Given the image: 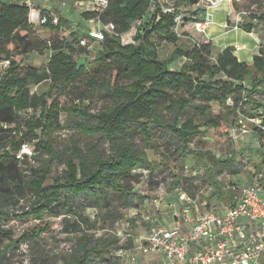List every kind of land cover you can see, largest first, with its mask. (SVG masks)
<instances>
[{"label": "trees", "instance_id": "16d2710c", "mask_svg": "<svg viewBox=\"0 0 264 264\" xmlns=\"http://www.w3.org/2000/svg\"><path fill=\"white\" fill-rule=\"evenodd\" d=\"M199 1L176 0L171 9L166 0H109L98 21L103 25L113 23L114 32L105 33L98 43V51H91L79 45L80 33L76 28L67 38L64 27L59 24L39 25L51 30L49 38H42L36 24L29 22L25 4L18 0H0V62L8 60L0 72V209L16 207L29 192L39 200L37 206L25 213L36 217L51 209L53 201L61 205L60 209L66 206L73 211L75 198L82 195L94 197L95 203L101 200L108 208L112 197L106 189L119 192L124 206L129 208L133 172L148 167L144 149L136 148L133 136L140 131L146 148L151 146L152 128L166 129L175 135L179 154L183 155L200 133L196 113L202 124L221 122L220 114L211 116L208 112L212 102L232 116L231 123L239 116H246L259 136L264 133V110L261 109L264 105L253 97L263 91L264 44L259 46L252 62L247 63L234 55L231 46L212 57L209 39L180 42L178 27L195 21L205 12L203 7L188 9ZM244 1L247 6L264 3V0ZM230 4L236 11V0ZM181 7L191 12L189 16L176 11ZM81 17L87 21L95 13L83 10ZM250 17L243 26L245 31H253L254 19L264 26V13L250 14ZM139 20L141 35L137 41L123 43L122 35ZM152 32H164L163 40L174 45L164 59L158 57L157 45L150 39ZM261 39L264 40V34ZM44 51L49 52L48 58L40 66L30 65L23 58ZM88 56L92 59L85 61ZM175 62L180 63L171 68ZM43 82H48L45 92L38 94L32 90ZM99 90L105 92L110 103L94 111L91 102ZM60 96H67L71 101L61 102ZM62 111L90 122H76L77 138L57 150L45 136L62 128L59 119ZM255 119H259L258 124ZM230 127L231 130L241 126ZM96 134L100 135L99 139ZM33 140L32 161L39 158L37 153H45L46 168L34 167L27 159L17 162L14 157L22 143ZM103 140L109 144L107 154L97 150L99 141ZM54 161L63 165L62 175L52 184L44 185L49 165ZM177 184L178 181L173 182L172 186ZM239 186L233 183L231 188ZM231 188L225 192L231 194ZM186 192L190 189L186 188ZM62 193L64 197L75 198L69 199L70 204L68 200L61 203ZM177 193L179 201L185 191ZM55 212L61 214V210ZM146 222L168 227L161 220ZM4 233L0 229V235ZM32 235H37V229ZM89 245L88 240L79 242L76 254L65 264H87L92 253Z\"/></svg>", "mask_w": 264, "mask_h": 264}, {"label": "rangeland", "instance_id": "374dc122", "mask_svg": "<svg viewBox=\"0 0 264 264\" xmlns=\"http://www.w3.org/2000/svg\"><path fill=\"white\" fill-rule=\"evenodd\" d=\"M166 1L172 9L176 0ZM230 1L223 0L220 6L213 10L215 21H223L226 14L230 15ZM240 1V3L236 1L237 10L232 12L234 19L237 15L241 18L238 23L239 28L244 26L247 19H251L250 14L258 16L264 13V3L259 6H247V2ZM54 2L51 4V9L60 19L59 25L64 27L67 38L71 37L70 32L75 28L81 34L86 30V26H98L96 20L85 21L81 17L84 7L74 5L72 0H54ZM176 11L180 12L179 14L186 12L182 7ZM190 13L187 11L186 15L189 16ZM148 20L150 19L146 21ZM253 23L255 24L254 33L262 45L264 40L261 39V34H264V26L256 19ZM78 24L82 26L77 27ZM138 25L122 35L123 43L137 41V36L141 35ZM190 27H188L189 30L192 33L195 32L194 27ZM36 29L42 38L51 36L49 27L36 24ZM178 31L181 32L179 29ZM186 35L187 33L184 36L182 34L179 41L189 43ZM163 37L164 32H152L150 35V39L157 45L159 59H164L174 47L172 43L168 44V41L163 40ZM246 37L245 41H248L249 38ZM93 45L95 46L93 51H98L100 45L91 44L90 46ZM218 46V44L213 45L212 57H215L221 48ZM257 47V44L253 47L254 52ZM245 52L246 49L238 54ZM48 54V51L33 52L23 58L30 65L40 66L45 63ZM91 59L92 56H88L85 61ZM179 63L175 62L170 67L174 68ZM246 83H250V78L246 80ZM47 88L48 82H43L33 86L32 90L41 94ZM262 90V94L255 93L253 97L264 105V83ZM59 98L61 102L71 101L67 96ZM91 103L92 109L97 111V108L109 104L110 100L103 90H99ZM209 105L211 110L208 112L211 116L220 114L221 122L202 124V120H199L197 116L199 113H196L195 121L201 125L200 133L193 138L183 155L179 154V143L175 135L166 129L152 128L151 146H146V148H144L145 144L140 131L133 136L136 148L144 149L148 167L144 166L133 172L135 178L130 184L132 189L129 192L133 195L129 208L124 206L119 192L106 189L112 197L108 208L100 202L101 200L95 203L94 197L90 195L75 198L73 195L64 197L65 193H62L59 199L61 203L68 200L67 203L70 204L69 199L75 198L73 211H69L66 206L60 209L61 205L53 201L51 209L44 211L40 217H36L30 212L25 213L31 207L37 206L39 200L37 196L29 192L19 200L16 207L6 206L0 209V229L5 232L0 235V264H65L66 260L76 254L78 243L87 240L90 244L88 247L92 251L87 264H113L114 262L117 264H159L161 257L158 251L144 253L140 249L149 228L145 219L148 216L152 221H157L166 217V213L171 217L175 212L177 213L176 220L178 217L180 219L181 205L177 202L179 190L185 191L193 199L194 214L230 204L233 194L225 191L233 183L240 186L253 182L259 183L262 186L264 197V133L259 136L254 131L250 118L239 116L234 123H231L232 116L225 109H221L214 102ZM261 109L264 110V107ZM189 111L195 113L193 109ZM59 119L62 128L51 131L45 136L50 139L57 150H60L62 145H70L71 139L77 138L78 129L74 127L76 122H90V120L77 118L65 111L60 113ZM231 125L241 126L239 129L236 127L234 135L231 134ZM96 137L99 139L100 135L96 134ZM99 142L97 150L107 154L109 144L104 140ZM36 156L39 158L33 159L32 166L46 168L47 155L37 153ZM63 168L62 164L52 162L49 165V173L44 185L52 184L60 177ZM176 181L178 184L175 188L172 183ZM186 188L190 189V192H186ZM216 190L219 194H215ZM204 199H206L207 206L202 203ZM172 209L173 211H170ZM58 210H61L59 215L55 212ZM35 229H37V235L33 236ZM132 257H135V261L131 260ZM149 259L150 261L146 262Z\"/></svg>", "mask_w": 264, "mask_h": 264}, {"label": "built area", "instance_id": "2783aa9c", "mask_svg": "<svg viewBox=\"0 0 264 264\" xmlns=\"http://www.w3.org/2000/svg\"><path fill=\"white\" fill-rule=\"evenodd\" d=\"M28 8V20L34 24L55 26L60 19L55 11L46 5L49 0H18ZM44 6H38V2ZM74 5L84 7L95 13L96 27H87L78 37L80 46L89 47L104 39L105 33L114 32V24H101L98 16L108 6L109 0H72ZM223 0H200L205 9L204 14L193 21L196 32L203 33L212 21L211 9ZM44 11V12H41ZM241 20L237 15L233 28ZM137 25L141 24L139 20ZM80 33V32H79ZM95 46L88 49L93 51ZM235 49H239L236 46ZM8 60L0 62L1 69L7 66ZM256 124L259 119H255ZM236 128L231 129L234 135ZM34 142H24L15 153L17 162L27 159L32 162L35 154ZM231 188V187H230ZM230 204L194 214L193 199L181 193L179 201L181 215L179 225L164 227L151 223L146 237L140 246L141 251L149 253L158 251L161 254L159 264H264V197L262 186L253 182L239 187H232ZM189 228L182 232V226ZM135 261V257L131 258Z\"/></svg>", "mask_w": 264, "mask_h": 264}, {"label": "crops", "instance_id": "0c3cea01", "mask_svg": "<svg viewBox=\"0 0 264 264\" xmlns=\"http://www.w3.org/2000/svg\"><path fill=\"white\" fill-rule=\"evenodd\" d=\"M236 1L238 3L241 2L240 0H236ZM53 3H55L54 0H49L48 2H45V4L49 5V7H51V4H53ZM38 6H44V3L39 1ZM218 6H220V5H218ZM196 7L201 8L202 6H201V4H197L196 6H191L188 9L194 10ZM217 7H214L213 9L210 10L211 14H212V21L213 22L206 27V29L203 33H198L196 31L195 32L193 31V33H192L188 27L193 26V21H189V22L184 23L180 27H178V29L181 31L180 32L181 34H179V37H181L182 34L184 36V34L187 33L186 37L188 38V42H191L194 40L209 39L212 42V49H213L214 44H218L219 45L218 47H221V48H219L218 52L221 51L224 47L231 46L234 48V55L240 61H244L247 63L249 61L252 62V57L256 53L257 49L260 46V40L256 36V34L254 33V30L251 32H247L243 29V27L233 28V25L235 23V19L233 18L234 16L232 14V12H233L232 9H231L230 15H229V13L226 14L225 20L215 21L213 19V10L216 9ZM193 17H198V15L193 16ZM86 27H88V26H86ZM246 36H248V38H249L248 41H245L247 38ZM256 44L258 45V47H257L256 51L254 52L253 47ZM236 46H238L239 49H235ZM247 46H249V47H247ZM245 49H246V52L244 54H238V52L241 53V51L245 50ZM177 202L179 203V201H177ZM209 202H210V200H209ZM202 203L205 206H207L206 199H204V201ZM170 211H173V209ZM166 214H167V216L163 217L161 219L162 222L166 223L168 225V227H173V226L179 225L180 219L178 217V219L176 220V218H177L176 212L174 214H172L171 217L168 216V213H166ZM145 220L152 221L150 219V217H148V216L146 217ZM181 228H182V232L186 233L189 227L187 225H183ZM140 238H142V237H140ZM128 257H129V255H128ZM160 257H161V254H160ZM160 257H159V259H160ZM150 258L155 261L154 258H152V257H150ZM159 259H158V262H159ZM127 260H128V258H127ZM139 260H141V259H139ZM147 261H150V259L146 260V262Z\"/></svg>", "mask_w": 264, "mask_h": 264}]
</instances>
